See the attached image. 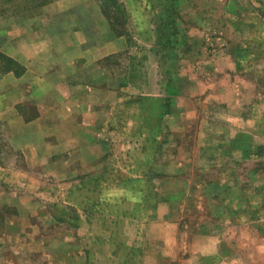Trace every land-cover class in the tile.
I'll use <instances>...</instances> for the list:
<instances>
[{"label":"rangeland","instance_id":"1","mask_svg":"<svg viewBox=\"0 0 264 264\" xmlns=\"http://www.w3.org/2000/svg\"><path fill=\"white\" fill-rule=\"evenodd\" d=\"M50 1L0 0V264H264V0L57 11L86 38L67 121L55 71L14 79ZM102 26L126 44L97 60Z\"/></svg>","mask_w":264,"mask_h":264},{"label":"crops","instance_id":"2","mask_svg":"<svg viewBox=\"0 0 264 264\" xmlns=\"http://www.w3.org/2000/svg\"><path fill=\"white\" fill-rule=\"evenodd\" d=\"M84 1L86 0H53L46 2L42 4L39 11V13L47 18L46 21L45 19L34 18L28 26L29 29H25L24 31L17 30L13 36L15 47L14 53L11 56L18 62H23L28 65L25 72L17 77L15 75L14 79L21 81L37 76L39 78L36 81L42 82V80L40 81L42 76L46 75L48 77V73L55 71L59 77L57 83H49L45 79L44 83L42 82L43 86L40 85L39 88L45 91L44 85H46L49 87V91L66 90L70 93L66 101L63 102L64 107L67 106L70 109V112L68 109V114L65 116L66 121L71 119L72 112H79L76 109V104L78 103L77 98L71 95V93L77 91L78 84H69L67 78H70L73 72L72 67H75L74 62L79 57L84 56L87 51V49H82L86 38L79 31H76V29L69 30L68 34L62 35L61 37L53 35L51 28V23L53 22L52 16L60 11L66 12V10L72 7L81 5ZM100 31L104 34V40L106 42L92 50V55L97 54V60L118 53L124 49L126 42L122 37L112 36L105 26L100 27ZM69 69L70 71H68ZM39 98L41 99L40 96ZM30 102L32 103L27 96V103ZM71 105L75 106L71 107ZM19 116L17 115L18 121L20 119L25 127L43 120V117L38 115L35 119L30 120L22 119ZM35 156L37 155L35 154Z\"/></svg>","mask_w":264,"mask_h":264},{"label":"trees","instance_id":"3","mask_svg":"<svg viewBox=\"0 0 264 264\" xmlns=\"http://www.w3.org/2000/svg\"><path fill=\"white\" fill-rule=\"evenodd\" d=\"M6 63H8L9 65L10 64H16V62H14V60L13 59H11V58H8V57H5L4 56V58H2ZM5 71L6 72H12V71H14L15 72V70H13L12 68H7V69H5Z\"/></svg>","mask_w":264,"mask_h":264}]
</instances>
